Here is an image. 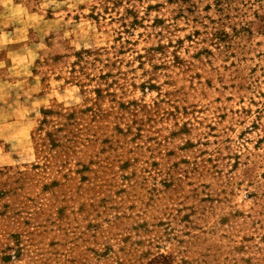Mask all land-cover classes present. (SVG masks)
Segmentation results:
<instances>
[{"label": "rangeland", "instance_id": "374dc122", "mask_svg": "<svg viewBox=\"0 0 264 264\" xmlns=\"http://www.w3.org/2000/svg\"><path fill=\"white\" fill-rule=\"evenodd\" d=\"M0 264H264V0H0Z\"/></svg>", "mask_w": 264, "mask_h": 264}]
</instances>
